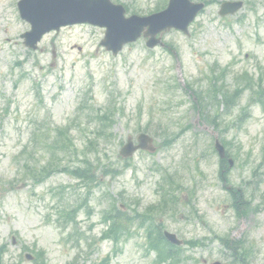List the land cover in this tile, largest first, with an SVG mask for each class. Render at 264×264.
I'll return each instance as SVG.
<instances>
[{
	"label": "rangeland",
	"instance_id": "1",
	"mask_svg": "<svg viewBox=\"0 0 264 264\" xmlns=\"http://www.w3.org/2000/svg\"><path fill=\"white\" fill-rule=\"evenodd\" d=\"M223 1L230 0H210L186 35L163 30V47L148 48L141 36L113 55L100 44L105 29L88 23L50 31L30 50L20 37L29 24L19 17L17 0H0V245H7L0 264H33L23 258L24 246L31 254L32 249L43 250L48 264H155L142 229L114 251L110 239H99L105 227L99 219L112 198L125 204L128 213L156 203L170 174L183 188L176 194L181 203L161 218L164 228L181 239L204 242L184 247L187 264H229L215 239L225 234L243 238L248 249L243 261L231 264H264V178L255 190L253 203L262 200L258 211L247 208L244 216L236 215L229 193L230 188L244 193L260 161L264 105H252L241 129L222 134L235 160L223 181L213 153V130L198 122L191 96L183 90L184 84L195 91L209 82L210 87L211 77L222 70L229 85L243 83L238 78L245 71L264 80V0H243L240 11L225 17L217 11ZM111 2L127 7L128 16L149 15L163 0ZM247 98L248 92L240 107ZM107 108L114 118L109 128L98 119ZM65 126L75 149L53 154L45 143ZM142 131L155 139L156 151H138L122 168L119 148ZM84 154L121 172L106 168L103 173L101 168L89 197L91 215L82 207L77 223L62 224L57 211L79 204L84 188L59 170L43 182L30 179L29 171L52 163L55 156L59 165H78ZM186 188L195 191L192 200ZM194 207L202 220L192 215Z\"/></svg>",
	"mask_w": 264,
	"mask_h": 264
},
{
	"label": "water",
	"instance_id": "2",
	"mask_svg": "<svg viewBox=\"0 0 264 264\" xmlns=\"http://www.w3.org/2000/svg\"><path fill=\"white\" fill-rule=\"evenodd\" d=\"M241 5V2H223L219 8V14H231ZM202 7L203 3L201 2L169 0L165 9L153 13L151 16L132 15L126 19L123 15L122 5H114L109 0H21L18 3L21 17L27 19L31 24V31L23 35L26 44L34 46L44 32L52 28L58 30L60 25L88 21L91 24L107 28L105 39L101 44L106 49H112L114 53L118 52L122 43L135 40L146 26L148 29L144 32L145 35H154L163 28L170 27H176L186 32L187 25ZM137 140H139V144L134 146L129 140L121 152L131 155L138 147L153 149L152 139L146 134H140ZM216 147H218L217 142ZM220 151H222L221 148ZM165 236L171 242L181 243L174 234L165 232Z\"/></svg>",
	"mask_w": 264,
	"mask_h": 264
},
{
	"label": "trees",
	"instance_id": "3",
	"mask_svg": "<svg viewBox=\"0 0 264 264\" xmlns=\"http://www.w3.org/2000/svg\"><path fill=\"white\" fill-rule=\"evenodd\" d=\"M223 75L224 71H222V73L220 74V78L222 79L221 85L217 84L218 80L214 81L207 89L206 96H203L201 93L196 94L195 107L199 110L202 121H205L208 125L216 129H219L221 124L224 125V129L226 127L235 126L236 124L240 127L247 120V117L250 114V112L248 111L249 105L258 102L262 104L264 103V85L261 84L260 80L255 83L253 78L246 77V74H244L243 78H245V82L241 85H234V87L230 89L224 84ZM246 89H249L250 91L248 98L249 103L246 105V107L238 110V112L233 116V112L239 102L238 100L242 96V93L246 91ZM205 103H208V105L206 106ZM208 106L211 107L210 110H208ZM231 116L233 117L228 119V117ZM110 120L111 119H109V121ZM58 145L62 146L60 144ZM63 145L64 147H69L71 145L69 139H66L65 142H63ZM261 157L262 164L264 165V147L262 149ZM83 165L84 167L73 166L71 168L66 167L63 170L68 171L76 178H80L90 192V189L92 188L91 186L97 183V178L95 176L97 168L93 162L86 159L84 160ZM111 209L113 210L108 213L105 212L103 214V220L110 221L108 229L103 231V238L112 237L114 241H117L120 237L126 234L124 232L125 220L119 214V212H121L120 209L113 205ZM74 211L75 210L66 212V216L68 219L74 218ZM159 228L160 224L158 222L155 224L154 222V224L149 227L147 232L148 245L157 253L158 263L160 264L164 262V264H186L185 260L182 258L181 252L179 251L180 248L174 246L171 247L170 245H168L163 240L162 232L161 230H159ZM222 242L228 250H237L235 253H242V245H239L237 242L231 241L230 243L226 239H222ZM190 244H198V241H190ZM41 255L43 257L42 252H37L36 258L41 257ZM39 264L46 263L44 260H40Z\"/></svg>",
	"mask_w": 264,
	"mask_h": 264
}]
</instances>
